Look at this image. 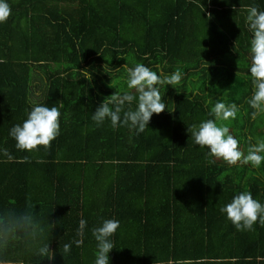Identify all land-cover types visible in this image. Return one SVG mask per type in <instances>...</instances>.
Listing matches in <instances>:
<instances>
[{
  "label": "trees",
  "instance_id": "16d2710c",
  "mask_svg": "<svg viewBox=\"0 0 264 264\" xmlns=\"http://www.w3.org/2000/svg\"><path fill=\"white\" fill-rule=\"evenodd\" d=\"M7 2L0 149L12 159L0 152V264H93L91 229L103 219L120 221L109 264H264V223L237 230L219 211L241 191L264 204V161L229 165L190 134L223 102L236 106V117L217 123L243 154L248 135L264 141V125L256 124L264 111L252 119L247 103L245 23L246 8L264 10V0ZM136 63L161 76L184 73L178 91L160 87L170 112L154 113L141 133L127 123L97 126L91 113L127 90L125 69ZM33 86L40 93L32 97ZM35 104L58 108L59 135L46 148L18 150L9 129ZM76 239L82 243L64 253Z\"/></svg>",
  "mask_w": 264,
  "mask_h": 264
},
{
  "label": "clouds",
  "instance_id": "9594fccd",
  "mask_svg": "<svg viewBox=\"0 0 264 264\" xmlns=\"http://www.w3.org/2000/svg\"><path fill=\"white\" fill-rule=\"evenodd\" d=\"M10 12L7 0H0V23L7 20ZM245 23L251 33L249 48L251 64L248 71L253 85V92L247 103L254 109L251 115L255 117L258 112L264 111V10L248 6ZM125 71L127 90L114 91L107 96L106 100L103 98L91 113L90 119L97 126L107 120L113 129L118 126V123L120 125L127 123L137 133H141L147 128L150 117L154 113L159 114L165 108L170 112L167 103L162 99L160 87L162 85L172 87L179 85L184 73L177 69L167 76H161L142 63H136L134 67L126 68ZM109 87H111L110 83ZM174 88L177 90L176 87ZM129 90H134L135 95ZM59 115V110L55 105H33L27 112L26 119L20 124L12 125L9 129L8 135L15 140L16 149L34 151L37 146L46 148L50 141L59 135ZM210 115L215 119H205L198 125L190 126L194 145L206 147L208 155L221 158L229 165H234L237 162H250L254 167H257L264 161V155H262L264 141H257V143L249 145L245 155L238 149V141L229 134L228 127L217 123V121L235 119L236 106L234 104L225 105L223 102H217L210 109ZM0 152L7 155L8 159H12L6 149H0ZM219 211L225 214L226 219L237 230L251 229L258 218L259 222L264 223V204L253 199L251 193L247 191L236 193L231 201L221 207ZM85 223L83 219L79 221L77 236L81 235ZM119 227V220L103 219L99 226L91 229V235L96 242L93 264H109V252L114 248L112 236ZM81 243L80 239L65 243L63 245L64 253L70 251L71 244L79 246ZM48 251V244L37 249L39 255H44Z\"/></svg>",
  "mask_w": 264,
  "mask_h": 264
},
{
  "label": "rangeland",
  "instance_id": "374dc122",
  "mask_svg": "<svg viewBox=\"0 0 264 264\" xmlns=\"http://www.w3.org/2000/svg\"><path fill=\"white\" fill-rule=\"evenodd\" d=\"M263 114V113H262ZM251 118L252 119H254V117L253 116H251ZM262 118V119H261ZM257 117V122H256V124L258 125V126H262V125H264V116L262 115V117ZM237 120H239V119H237ZM240 120H243V119H240ZM232 122V121H231ZM248 138H250L249 140L251 141V144H255L252 140H251V137H250V135H248ZM239 148H241V147H239ZM251 167H254L253 165H251Z\"/></svg>",
  "mask_w": 264,
  "mask_h": 264
},
{
  "label": "crops",
  "instance_id": "0c3cea01",
  "mask_svg": "<svg viewBox=\"0 0 264 264\" xmlns=\"http://www.w3.org/2000/svg\"><path fill=\"white\" fill-rule=\"evenodd\" d=\"M34 83H36V81H34ZM33 88V91H32V97L34 95H38L40 92H39V89L35 88L34 86L32 87Z\"/></svg>",
  "mask_w": 264,
  "mask_h": 264
}]
</instances>
